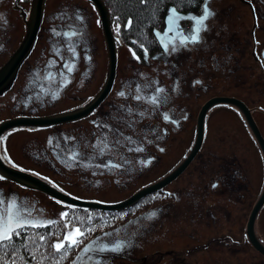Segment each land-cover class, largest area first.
I'll list each match as a JSON object with an SVG mask.
<instances>
[{"label":"flooded vegetation","instance_id":"obj_1","mask_svg":"<svg viewBox=\"0 0 264 264\" xmlns=\"http://www.w3.org/2000/svg\"><path fill=\"white\" fill-rule=\"evenodd\" d=\"M85 1L94 7L98 20L86 14L82 18L78 9L74 15L63 12V22L51 20L46 1L36 44L12 87L0 95L1 100L17 91V110L0 123L19 116L73 112L86 107L101 92L108 73V50L100 14L90 0ZM233 1L230 7L219 5V13L209 10L211 15L204 20L195 43L188 39L195 28L192 18L202 17L208 0H203L199 9L186 12L169 7L149 37L148 33L138 37L127 32L121 20H112L107 7L117 46L116 75L108 94L80 119L49 127H22L28 130L20 132L48 131L43 153L52 172H81L90 182L113 181L115 186L122 176L127 179L136 172L135 178H142V184L119 201L165 179L186 161L198 137L201 110L214 98H235L245 104L264 138V0ZM31 5L32 0H0V70L21 45L26 33L22 13L29 15ZM172 9L179 18L168 25ZM235 11L240 19H231ZM241 14L248 17L247 30L236 25ZM43 36L56 48L46 72L27 66ZM152 64L162 67L150 71ZM23 75L28 82L22 85ZM32 76L38 77V84L31 83ZM225 79L230 83L221 84ZM22 86L30 102L39 92L49 102L44 100L45 106L47 102L51 107L34 111L26 101L19 110ZM203 123L197 154L176 179L157 191L156 200L144 197V215L157 212L163 221L172 207L175 213L171 218L194 225L190 230H176L193 240L187 245L188 254L179 258L181 263L201 251L206 264H264V254L247 234L249 217L264 191L260 143L236 105L211 106ZM0 156L14 168L40 172L9 154L5 158L0 152ZM86 172L95 174L92 178ZM41 174L55 180L50 174ZM258 217L264 229V205ZM197 232L205 238L195 237ZM255 234L264 245V233Z\"/></svg>","mask_w":264,"mask_h":264},{"label":"rangeland","instance_id":"obj_2","mask_svg":"<svg viewBox=\"0 0 264 264\" xmlns=\"http://www.w3.org/2000/svg\"><path fill=\"white\" fill-rule=\"evenodd\" d=\"M233 2V0H226L225 2L208 0L207 7L209 10H217L219 13L221 10L219 5H228L230 7ZM47 4V16L51 20L63 22L66 19V16H63L65 12H70V15H74V11L77 9L81 11L82 18H86V15H91L90 19L98 20V15L95 13L94 7L90 6L85 0H47ZM25 7L28 8L27 5ZM236 12L238 11L233 13L234 16L231 19H240L239 16L235 15ZM240 16L241 20L236 25L240 27L241 31L247 30L248 28H245V25L248 24V17H243L242 14ZM44 37L40 41V44L37 45L36 52L27 64L29 67H36L37 69L43 68L41 70L42 72L47 71L46 64L50 61L51 51L52 49H56L53 47L54 45L52 46L53 43H50L51 41L46 40ZM161 67L160 65L152 64L150 65V71H154L155 69L160 70ZM164 78L167 79L166 76ZM30 79L33 81H30L31 83H39L37 76H32ZM27 82L25 75H23L21 79L22 85ZM228 83H230L228 79L221 82V84ZM215 87L220 89L221 85ZM23 89L24 87L22 86V91L19 94L21 96L19 110L25 107L24 102H30L28 100V94H25ZM29 91L33 92L34 90L31 89ZM16 93L17 91L14 90L0 100V119L11 115L17 110V108H14ZM42 97L39 92H36L33 103H29L30 108L34 111L48 110L51 106L48 104L49 102L46 98ZM44 100L48 102H46V106ZM22 130L28 129L12 128L2 135L0 141L1 154L5 158L9 154L14 160L19 161L20 164L26 167L31 168L33 166L41 173L54 176L55 180H52L38 171L26 170V172L50 182L55 188L67 195L82 200L111 204L118 202L121 198L129 194L127 192H131L130 190H133L135 186L138 187L142 184V178H135L136 172H132L127 179L122 176V181L118 186H115L113 181L111 184L110 182H103L102 180H93L90 182L89 179H84L81 172H52L48 169V162L47 159H44L45 154L43 153L48 143V131L20 132ZM35 151L37 154H35ZM260 158L262 169H264V156L262 152ZM84 174H88L93 178L95 173L86 172ZM117 178H119V175H117ZM124 180H128V182L125 183ZM109 185L111 188H109ZM103 187L105 191L102 190ZM0 199H3L5 202L4 204H0V215H6L8 203L14 202L16 208L23 215V218L28 221V224L36 223L38 225H46L52 222H61L66 234L73 233L72 239L79 236L75 231L76 229H79L82 233L89 231L86 226L80 225V220L86 216L85 214L74 212L70 207L63 205L60 201L54 200L39 191L17 185L14 182H3L0 180ZM169 211L170 215L165 216L166 219L164 218L163 221L157 212H153L155 215L149 213L146 216L142 213L133 219L129 217L117 219L115 220L118 221L117 226L114 228H109L105 224L102 227L99 226L96 230L98 233L96 237L90 238L89 240L84 238L79 239L78 245L75 247L74 252L66 264H184L179 262V258L181 259V257L188 254L190 248L187 245L193 242V240L187 236L177 234L176 230L180 228L190 230L194 225L190 222L179 223L177 219L171 218L175 210L171 207ZM69 212H71L70 216L68 215ZM62 213H67V215L62 216ZM93 213L96 215L99 214V212ZM72 216L79 217L77 221L79 225L73 226L69 223ZM259 222L260 217L255 222V231L260 236L264 233V229ZM66 234L56 244L61 242L67 243L64 241ZM196 234L194 236H197L199 239L203 240L205 238L204 235L198 234V232ZM117 244H121L122 248L118 251L111 250ZM185 264H206L204 253L198 251L190 254L186 257Z\"/></svg>","mask_w":264,"mask_h":264},{"label":"water","instance_id":"obj_3","mask_svg":"<svg viewBox=\"0 0 264 264\" xmlns=\"http://www.w3.org/2000/svg\"><path fill=\"white\" fill-rule=\"evenodd\" d=\"M46 1L47 0H32V5L29 15L25 12L22 13L24 19L26 20V33L19 48L0 70V95H2L4 92L8 91L12 87L14 80L18 75L20 67L22 66L24 61L28 58V56L30 55L31 51L33 50L36 44L38 38V32L40 30L44 18ZM90 1L95 5V7L97 8L100 14L102 29L104 32V37L108 50V73L101 92L86 107L80 108L73 112L59 113V114L47 115V116H19L12 119L4 120L0 123V138L7 130H10L12 128L49 127V126L59 125L65 122H70L80 119L83 116H86L87 114L91 113L110 91L116 75V66H117V46L111 29L110 13L103 0H90ZM167 24L170 25L169 18ZM157 37L160 38L162 42L160 34L157 33ZM218 103H230L236 105L244 112L249 125L253 129L260 143V147L262 149L264 156V138L262 137L246 105L235 98L220 97L208 101L205 104V106L202 108L198 121V137L194 145V148L190 153V155L188 156V158L186 159V161L174 172H172L169 176H167L165 179L140 189L139 191L135 192L130 197L122 201L111 204H104V203L87 201L72 197L58 190L57 188H55L48 182L44 181L43 179L31 173L14 168L6 164L2 160L1 156H0V179L9 180L27 189L42 192L43 194L57 201H60L63 204H67L71 206L101 210L107 212L122 211L128 209L134 206L135 204H137L145 196H148L162 189L168 183L176 179L185 170V168L195 157V155L197 154L198 150L201 147L203 140L204 116L207 110L211 106ZM263 205H264V191L261 197L254 205L247 223V234L249 241L262 254H264V245L258 240L255 234V222Z\"/></svg>","mask_w":264,"mask_h":264},{"label":"trees","instance_id":"obj_4","mask_svg":"<svg viewBox=\"0 0 264 264\" xmlns=\"http://www.w3.org/2000/svg\"><path fill=\"white\" fill-rule=\"evenodd\" d=\"M110 12H112L113 21H122L123 27L127 32L137 34L138 37L144 35L150 36L153 27L164 18L167 9L173 6L183 12L191 11L193 8L199 9L203 0H103ZM131 23V24H130ZM128 44H130L128 42ZM156 193L148 196L156 200ZM147 197V196H145ZM144 198L134 206L122 210L107 212L101 210L80 208L67 204L74 212L85 214L84 220H80V225L86 226L89 231L84 232L75 239H90L97 236L96 230L104 224L109 228L117 226V219L122 217H134L144 213ZM156 201H154V204ZM93 212H99L98 215ZM70 213L68 215L70 216ZM95 215V216H94ZM120 217V218H119ZM124 218V219H125ZM79 217L72 216L69 223L73 226L79 225ZM24 226L16 228L12 234L11 241H5L0 244V264H66L76 244L68 247L65 243L64 249L56 251L53 247L56 242L61 241L66 234L65 228L61 222H52L50 224L33 227ZM19 235H16V233Z\"/></svg>","mask_w":264,"mask_h":264},{"label":"snow or ice","instance_id":"obj_5","mask_svg":"<svg viewBox=\"0 0 264 264\" xmlns=\"http://www.w3.org/2000/svg\"><path fill=\"white\" fill-rule=\"evenodd\" d=\"M172 16L169 17V23L171 24L174 20V18L178 19L179 17H176V10L172 9ZM211 15L209 9L207 8V6H205L204 10H203V15L201 18L196 19V18H192L195 20V28L193 30V34L190 35V37L188 38L190 42H198L199 40V32L201 31V28L203 27V22L204 20H206L209 16ZM171 30V29H170ZM69 71H71V68H69ZM196 83H200L199 81H197ZM158 91L162 92L163 89H158ZM121 95H123V93H121ZM153 102L155 103V98L153 100ZM165 119H167V117H165ZM169 195H173L171 193H169ZM5 202L3 201V199H0V204H4ZM67 213H62V216H66ZM152 215H155V213H153ZM24 226H28V221H26L23 218V215L20 213V210L16 208L14 202L12 203H8L7 205V211H6V215H0V244H2L5 241H11L12 240V234L15 232L16 228H22ZM30 226L36 227L39 226L36 223H32ZM76 233H78L79 235H83L82 232H80L79 229L75 230ZM16 235H19V233L17 232ZM73 233H68L66 234L64 241L68 242V247H73L76 244L79 243L78 239H72ZM56 251H61L62 249H64L65 247V243L61 242V243H57L53 246ZM122 248L121 244H117L115 246V248L111 249L113 251H118ZM87 251V250H86Z\"/></svg>","mask_w":264,"mask_h":264}]
</instances>
